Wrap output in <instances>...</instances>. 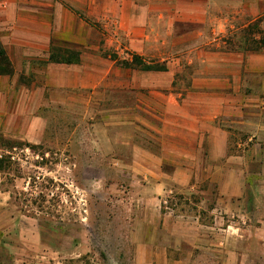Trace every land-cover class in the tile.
<instances>
[{
    "label": "crops",
    "instance_id": "obj_1",
    "mask_svg": "<svg viewBox=\"0 0 264 264\" xmlns=\"http://www.w3.org/2000/svg\"><path fill=\"white\" fill-rule=\"evenodd\" d=\"M246 40L264 41V0H0L12 67L0 97L141 94L131 120L146 146L132 141L125 165L138 203L133 264H169L172 241L201 248L220 236L246 264L252 244L264 247V48L248 51ZM58 50L78 62L48 63ZM122 55L165 70L117 68ZM33 73L42 79L20 85Z\"/></svg>",
    "mask_w": 264,
    "mask_h": 264
},
{
    "label": "rangeland",
    "instance_id": "obj_2",
    "mask_svg": "<svg viewBox=\"0 0 264 264\" xmlns=\"http://www.w3.org/2000/svg\"><path fill=\"white\" fill-rule=\"evenodd\" d=\"M24 78L20 85L42 75ZM19 91L0 97V264H133L138 203L125 165L130 143L147 140L131 120L141 94L53 90L51 103L36 105ZM171 246L169 264H238L240 249L223 236L201 248ZM249 251L246 264H264L263 246Z\"/></svg>",
    "mask_w": 264,
    "mask_h": 264
},
{
    "label": "trees",
    "instance_id": "obj_3",
    "mask_svg": "<svg viewBox=\"0 0 264 264\" xmlns=\"http://www.w3.org/2000/svg\"><path fill=\"white\" fill-rule=\"evenodd\" d=\"M258 43V44H257ZM254 42L245 41V45L247 47L248 51H257L258 49L264 48V41L261 42ZM259 45V46H257ZM78 62V56L75 53H72L69 50L64 51H54L50 53L48 63L52 64H72ZM0 74H10L12 72L11 65L5 55V52L3 50V47L0 43ZM3 66L7 67V70L3 68ZM123 68L126 69H138L140 71H164V66L161 65H151V64H145L142 59L138 56H132L131 62L124 61V64H121ZM3 159H0V171L3 169Z\"/></svg>",
    "mask_w": 264,
    "mask_h": 264
},
{
    "label": "built area",
    "instance_id": "obj_4",
    "mask_svg": "<svg viewBox=\"0 0 264 264\" xmlns=\"http://www.w3.org/2000/svg\"><path fill=\"white\" fill-rule=\"evenodd\" d=\"M166 205H168V204H166Z\"/></svg>",
    "mask_w": 264,
    "mask_h": 264
}]
</instances>
